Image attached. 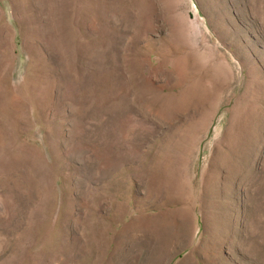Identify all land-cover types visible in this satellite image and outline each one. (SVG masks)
Here are the masks:
<instances>
[{
  "label": "rangeland",
  "instance_id": "1",
  "mask_svg": "<svg viewBox=\"0 0 264 264\" xmlns=\"http://www.w3.org/2000/svg\"><path fill=\"white\" fill-rule=\"evenodd\" d=\"M0 264H264V0H0Z\"/></svg>",
  "mask_w": 264,
  "mask_h": 264
}]
</instances>
